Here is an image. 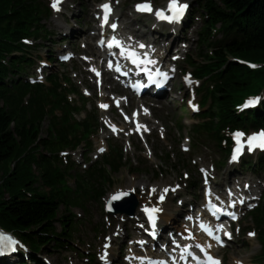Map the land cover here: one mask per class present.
Masks as SVG:
<instances>
[{
    "label": "trees",
    "instance_id": "1",
    "mask_svg": "<svg viewBox=\"0 0 264 264\" xmlns=\"http://www.w3.org/2000/svg\"><path fill=\"white\" fill-rule=\"evenodd\" d=\"M220 1L224 9L213 0L205 2V6L211 9V20L220 21L229 30L237 28L241 39L221 49L217 53L218 61L200 69L201 74L210 72L229 54L251 60L264 59V0ZM10 5L12 12L8 14ZM36 8L33 0H0V52L13 47L6 38L17 40L18 30H28ZM14 18L17 23L13 25ZM5 74L6 69L0 65V224L9 229L28 230L22 236L31 245L47 244L53 240L50 235L52 221L63 203L60 197L65 189L53 155L55 145L48 142L47 147V142H37L44 113L40 109L27 114L25 109L20 108V95L1 82ZM225 75V84L217 87V94L214 95L219 118L223 121L234 116L230 105L236 98L235 93L261 72L253 73L245 66L232 63ZM78 125L69 127L77 128ZM53 132L60 138L59 142L62 141L64 133L56 128ZM41 147L44 152L39 150ZM110 164L112 169H118L113 162ZM85 187L84 183L78 184V189ZM26 192L32 195L28 196ZM76 203L77 198H71L66 204ZM261 259L264 260V246Z\"/></svg>",
    "mask_w": 264,
    "mask_h": 264
},
{
    "label": "snow or ice",
    "instance_id": "2",
    "mask_svg": "<svg viewBox=\"0 0 264 264\" xmlns=\"http://www.w3.org/2000/svg\"><path fill=\"white\" fill-rule=\"evenodd\" d=\"M60 4H61V0H52V7L56 11L60 10ZM100 7L104 10V22L107 23L108 16L112 10L111 5L109 3H104V4L100 5ZM135 8L139 12L153 13L159 20L168 21L169 23H174V22H179L183 18L186 10L188 8V4L182 3L181 0H168L166 8L162 7V8L154 9L153 5L151 3V0H141L140 3H137L135 5ZM112 27L116 28L117 25L113 24ZM101 43H103V41H101ZM113 45H117V46L122 47V45L120 44V41H118L116 38H113V40L109 43V47H112ZM140 47L143 48V47H145V45L140 44ZM127 52L133 58V63H136L137 58H136L135 51L132 49H128ZM149 63H155V61H149ZM109 66L111 67V65H109ZM251 66L256 67V65H251ZM93 71H95V69H93ZM185 79L189 83H191V80L188 77H185ZM260 99H261L260 97L249 98L240 107L241 108H247L250 105L256 104ZM190 103H191V101H190ZM100 106L102 108H108L109 107V105H107V104H101ZM193 107L195 108L196 106L193 105ZM145 112L147 113V109H145ZM134 115H138V114H134ZM112 127L115 130V126L113 125ZM144 127L146 128V126H144ZM233 137L236 141V147H235L234 153L231 157V159L233 161H236L239 159V156L243 153L245 145H247V148L249 151H253L257 147L264 149V130H261V131L256 132V133H252L250 135H247L244 132L238 130L233 134ZM99 151L102 152V151H104V149L100 148ZM176 187H179V185H177ZM169 190H170L169 188H164L163 193H167ZM171 190L175 191V189H171ZM133 191H135V190L133 189ZM153 191H155V189H153ZM163 193L160 195L161 201H163L165 199V196ZM127 195H128V193L123 191V190L115 193L111 197V200L109 201V204H108L109 208L111 207V201L117 200V199H119L123 196H127ZM144 211H145V213H147V215H148L149 219L152 221L153 225H155V221L157 219L156 214L158 212H160L161 209L157 208V207L145 206ZM229 215L232 216L233 219L236 218L234 213H229ZM202 227H203V225H202ZM219 227L223 228V225H220ZM211 234H212V232L209 231V235H211ZM225 235L228 238H231L230 232H225ZM249 235H255V233H249ZM216 239L221 244H223V241L221 240V238L219 236H217ZM15 243L16 242L13 240V238L11 236L6 235L4 233H0V251H4L7 248L14 246ZM205 255L207 256V264H220V261L218 259L212 257L210 254L205 253ZM103 258L106 259V256ZM238 264H240V262H238Z\"/></svg>",
    "mask_w": 264,
    "mask_h": 264
},
{
    "label": "rangeland",
    "instance_id": "3",
    "mask_svg": "<svg viewBox=\"0 0 264 264\" xmlns=\"http://www.w3.org/2000/svg\"><path fill=\"white\" fill-rule=\"evenodd\" d=\"M83 3H84V8L85 7L87 8L88 5H86V0H83ZM87 3H89V2H87ZM75 12L78 14V12H79L78 7L75 10ZM48 26H49L51 31L54 30L57 34L59 32H63V30H59V32H57V30L59 28L54 26L52 23L48 24ZM46 42L47 41H45L44 43L46 44ZM54 47L56 48L57 44H55ZM34 54H37V49L34 50ZM69 69H70V66L66 67L64 69V71H68ZM161 103H163L165 106H164L163 109L157 111L156 114H157V116H159L163 120V124L168 128V130H170V129L172 130L171 134L168 133V135H171L172 137H175V136H173V132H174L173 128H175L174 125H175L176 121L178 122L179 120H181V118L184 119V121H187V119L189 118V113L183 107L181 108L179 106L180 102L177 100V97L175 99L173 98V102L172 101H168V102L161 101ZM43 125L45 127V126H47V123L45 122ZM187 130H188V125L184 124V132H186ZM155 146L157 148V155L162 158L163 156L160 155V154L164 153L165 150L161 147L160 143H157ZM127 172L130 173V171L127 168H123L122 167L121 171L119 173L113 175V177H112L113 182L114 183L117 182V183H120V184H124L129 178V174L126 175ZM68 182H69V184H72L71 180H68ZM90 208L93 210V212L98 214L97 215V219L100 218V215H99V212H98V209H97L96 205L94 204ZM75 212H80V211L78 209H76ZM90 226H91V224L90 225L89 224H84V226H82L81 229L89 231ZM90 233H92V232H90ZM84 239L89 241L90 237H84ZM237 247H239V246H237ZM42 253L47 255L49 258H51L56 264H64L65 263V260H63V261L61 260L63 255L66 253V251H64V250L63 251L55 250V251H51L49 253H45V252H42ZM70 253L72 254L73 252H70ZM239 253L240 254H247V252L245 250L241 249V248L239 250Z\"/></svg>",
    "mask_w": 264,
    "mask_h": 264
},
{
    "label": "bare ground",
    "instance_id": "4",
    "mask_svg": "<svg viewBox=\"0 0 264 264\" xmlns=\"http://www.w3.org/2000/svg\"><path fill=\"white\" fill-rule=\"evenodd\" d=\"M56 24H57L58 26H60V27H64L65 29L68 28V27L65 26L62 22H59V21H57V20H56ZM132 185H133V184H132Z\"/></svg>",
    "mask_w": 264,
    "mask_h": 264
}]
</instances>
